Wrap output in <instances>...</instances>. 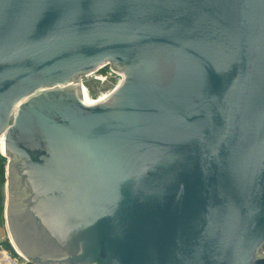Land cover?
I'll list each match as a JSON object with an SVG mask.
<instances>
[{"label":"water","instance_id":"water-1","mask_svg":"<svg viewBox=\"0 0 264 264\" xmlns=\"http://www.w3.org/2000/svg\"><path fill=\"white\" fill-rule=\"evenodd\" d=\"M0 139L29 264H264V0H0Z\"/></svg>","mask_w":264,"mask_h":264},{"label":"rangeland","instance_id":"rangeland-1","mask_svg":"<svg viewBox=\"0 0 264 264\" xmlns=\"http://www.w3.org/2000/svg\"><path fill=\"white\" fill-rule=\"evenodd\" d=\"M121 79L116 75H110L109 71H102L99 74L91 75L83 79V85L88 90L91 100L98 101L103 96L113 92ZM6 165L7 159H4L0 153V245L6 248H13L11 239L7 231L5 206H6Z\"/></svg>","mask_w":264,"mask_h":264},{"label":"built area","instance_id":"built-area-1","mask_svg":"<svg viewBox=\"0 0 264 264\" xmlns=\"http://www.w3.org/2000/svg\"><path fill=\"white\" fill-rule=\"evenodd\" d=\"M109 71L110 75H116L122 78L121 75L114 72L111 68L106 69ZM99 73H95L96 75ZM0 264H29L28 261L18 253H11L6 247L0 245Z\"/></svg>","mask_w":264,"mask_h":264},{"label":"bare ground","instance_id":"bare-ground-1","mask_svg":"<svg viewBox=\"0 0 264 264\" xmlns=\"http://www.w3.org/2000/svg\"><path fill=\"white\" fill-rule=\"evenodd\" d=\"M120 79H121V81H120V83H121V82H122V78H120ZM120 83L118 84V86L120 85ZM83 91H84V94H85L86 101H87V103H89V104H93V103H97V102L103 101L104 99H106V98H108L109 96H111L112 93H113V92H111V93H109V94L103 96V97H102L100 100H98V101H93V100H91V97H90V95H89V92H88V90H87L85 87H83ZM0 153H1L2 155H4L3 152H2V139L0 140Z\"/></svg>","mask_w":264,"mask_h":264},{"label":"flooded vegetation","instance_id":"flooded-vegetation-1","mask_svg":"<svg viewBox=\"0 0 264 264\" xmlns=\"http://www.w3.org/2000/svg\"><path fill=\"white\" fill-rule=\"evenodd\" d=\"M0 140H1V139H0ZM1 156H2L4 159H7V158L5 157V155H2V154H1ZM7 165H8V159H7ZM7 165H6V166H7ZM6 187H7V182H6ZM6 195H7V188H6ZM6 199H7V198H6ZM0 203H1V199H0Z\"/></svg>","mask_w":264,"mask_h":264}]
</instances>
